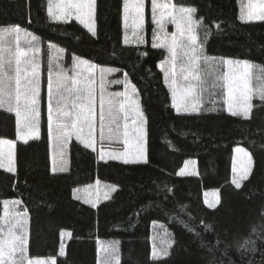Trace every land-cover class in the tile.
<instances>
[{
    "label": "trees",
    "instance_id": "16d2710c",
    "mask_svg": "<svg viewBox=\"0 0 264 264\" xmlns=\"http://www.w3.org/2000/svg\"><path fill=\"white\" fill-rule=\"evenodd\" d=\"M150 1L146 0L145 42L125 45L123 0H97V37H91L75 20L51 21L47 0H31V24L26 0H0V25L19 23L42 38L41 138L28 144L17 141V172L9 174L0 169V200H23L30 216V257H55L56 264H99L102 253L98 246L114 241L120 242L121 264H209L213 260L228 264L229 259L235 264H247L248 259L261 264L259 251L242 259L235 249V238L247 235L253 225L264 224V108L254 109L249 121L231 117L226 110L178 114L171 107L170 93L158 67L167 52L151 46L155 25ZM179 2L197 7L198 17H204L211 28L206 44L209 56L264 64V22L240 21V0ZM213 22L220 23V29ZM48 42L101 66L122 69L117 77L129 74L148 117V164L105 163L73 141L69 171L50 172L45 71ZM144 52L146 56L141 55ZM65 63L70 65L69 52L65 53ZM0 136L15 139L14 115L0 111ZM236 146L248 149L256 161L254 175L240 190L231 184ZM188 160L196 161L198 174L177 175ZM97 179L117 185V191L96 208L74 199V188H80L77 194L83 196L84 187L94 185ZM213 188L220 190L223 201L216 210L204 203V192ZM201 220L213 224V231L205 232ZM183 222L201 237L189 232ZM61 230L73 234L71 239L63 238L65 256L59 255ZM164 230L175 243L170 256L153 261L152 238ZM217 238L233 245L227 256L223 254L225 244L212 253L200 246L201 239L215 245ZM257 243L264 247L261 241Z\"/></svg>",
    "mask_w": 264,
    "mask_h": 264
},
{
    "label": "snow or ice",
    "instance_id": "6c2138e0",
    "mask_svg": "<svg viewBox=\"0 0 264 264\" xmlns=\"http://www.w3.org/2000/svg\"><path fill=\"white\" fill-rule=\"evenodd\" d=\"M28 23L31 24V0H26ZM123 43L143 44L145 25V0H123ZM198 8L185 6L179 0H151L153 31L152 48L166 50L167 56L158 67L171 97V107L179 113L201 114L226 110L231 117L245 121L252 119L256 108H264V64L247 59L209 56L206 44L212 35L204 17L197 15ZM47 16L51 21L68 23L77 21L91 37H97V0H47ZM239 20L264 22V0H240ZM217 29L220 23L213 22ZM174 31H167L168 25ZM131 29V35H129ZM79 39V37H77ZM42 38L19 23L0 25V111L14 115L15 139L0 136V169L5 173L17 172L16 144L41 138L42 102ZM70 54V65L65 63V53ZM46 105L47 139L50 145V172L65 173L70 166V147L73 141L84 150H91L100 161H119L123 165L148 164V117L141 103L137 85L128 73L123 79H109L122 69L104 67L83 55L70 52L57 43H47ZM146 56L147 52L141 53ZM123 85V91H109L110 85ZM254 100L258 104H254ZM264 148V145H261ZM232 158L231 184L235 189L254 175L256 161L253 153L237 146ZM189 164L193 169L189 170ZM194 162H186L179 176L197 175ZM101 181L73 189L75 200H83L93 208L100 201ZM103 197L118 189L105 184ZM171 191V189H169ZM95 192V194H94ZM205 193L204 203L209 209L222 206L220 190ZM0 214V264H56V259L31 258L29 208L21 199H2ZM264 216V208L261 210ZM205 232L213 231V224L201 220ZM183 226L196 237L201 233ZM163 228V225H161ZM71 231L61 230L59 255L65 256L63 238H72ZM219 237V233H217ZM159 238V244L156 243ZM151 259L158 261L170 256L175 241L164 230L162 236H153ZM264 224L251 226L247 235L235 238V249L242 259L261 254L264 264ZM119 241L100 244L99 264H121ZM225 244L217 238L215 245L200 241L209 253ZM233 245L225 244L224 255ZM209 264H223L213 260ZM228 264H235L228 261ZM247 264H256L248 259Z\"/></svg>",
    "mask_w": 264,
    "mask_h": 264
},
{
    "label": "rangeland",
    "instance_id": "374dc122",
    "mask_svg": "<svg viewBox=\"0 0 264 264\" xmlns=\"http://www.w3.org/2000/svg\"><path fill=\"white\" fill-rule=\"evenodd\" d=\"M243 2L244 3H247V0H243ZM145 9H146V0H145ZM150 11H151V1H150ZM155 28H156V26H155ZM154 28V29H155ZM131 30V29H130ZM175 29H174V26L173 25H168V27H167V31L169 32V33H171L172 31H174ZM233 59V58H232ZM254 63V62H253ZM104 67H109V66H104ZM109 79H123L122 77H117V73H114V74H112L110 77H109ZM118 86H122V88L121 89H119V88H117ZM109 91H112V92H116V91H123L124 89H123V85L121 84V85H116V84H113V85H110V87H109V89H108ZM255 101V100H254ZM253 101V102H254ZM237 147V146H236ZM240 147H243V146H240ZM236 154H235V152H234V155L233 156H235ZM187 162H194V168H195V171L197 172V163H196V161L195 160H188ZM184 167V166H183ZM193 169V165L192 164H189V170H192ZM105 184L106 183H104V182H102L101 181V184H100V191H99V196H100V201L99 202H101V201H103V200H105L104 199V197H103V193H104V191H106V189H105ZM95 185V184H94ZM214 190H217V189H215V188H213V189H207L205 192H204V199H205V193H208L209 194V199H211V193L214 191ZM94 194H95V192H94ZM111 194H112V192L110 193V196H111ZM163 235V232H161L160 234H159V236H162ZM31 258H41V259H48V258H50V257H31ZM55 258V257H54ZM56 259V258H55Z\"/></svg>",
    "mask_w": 264,
    "mask_h": 264
}]
</instances>
